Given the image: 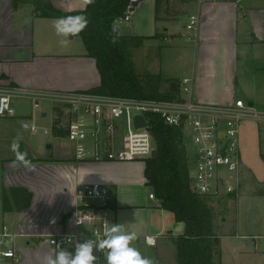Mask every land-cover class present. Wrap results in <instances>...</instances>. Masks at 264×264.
Listing matches in <instances>:
<instances>
[{"label":"crops","instance_id":"crops-1","mask_svg":"<svg viewBox=\"0 0 264 264\" xmlns=\"http://www.w3.org/2000/svg\"><path fill=\"white\" fill-rule=\"evenodd\" d=\"M53 3L70 12L83 10L87 0ZM176 3L181 13L190 12L200 17L197 30L190 34L194 37L191 41L195 46L175 47L179 49V55H185L180 60L187 68L186 76L194 78V99L203 103L231 104L237 98H246L254 108L264 112V0H251L243 7L230 0H156L148 15V30L158 28L156 4L165 13L171 14ZM139 6L143 9V4L139 3ZM56 19L40 17L30 2L0 0V87L86 91L100 85L96 59L87 55L80 33L68 37V42L62 45L60 41L64 38L57 36L53 28ZM139 28L143 29L142 26ZM165 31L168 35L170 27ZM152 32L136 35L160 34ZM186 36H189L188 32ZM146 42L141 47H147L149 44ZM152 61L147 60L144 72L171 77L167 72L172 66L163 67L161 62ZM42 105L39 110L32 103L28 112H19L15 118L35 121L39 113L40 117L46 118L49 112ZM33 129L37 131L38 127L33 124ZM31 137L28 144L32 147L35 138ZM60 148L54 146L52 156L44 158L54 161L24 163L12 159L7 162L12 170L7 169L4 173L0 208L20 234L17 239L18 264H45V256L56 257L59 250L49 244L48 238L75 229L76 190L93 182L110 188V203L115 206H112L115 209V224H119L121 231L135 233V241L147 246L151 245L146 243V236H155L157 244L151 247L162 245L165 256L166 244L162 239L166 235L183 234L185 225L176 221L174 213L161 207V200L150 198V193L154 191L145 176L146 164L138 160L76 161L72 152L65 154ZM26 172L31 173L30 177H20ZM149 187L150 191L147 190ZM16 188L23 189V192L14 195L12 191ZM6 191L9 197L5 201ZM25 191L31 194L30 201ZM255 194L251 196L239 191L235 197L239 212L247 199H264V193ZM238 231L230 235L216 232L221 250L217 261L221 264H245L247 260L249 264H264V234L257 233L250 235L252 246L246 250L235 248V252L230 253L229 262H223L225 251L222 242L226 238L240 236ZM64 250L75 253L72 249Z\"/></svg>","mask_w":264,"mask_h":264},{"label":"built area","instance_id":"built-area-1","mask_svg":"<svg viewBox=\"0 0 264 264\" xmlns=\"http://www.w3.org/2000/svg\"><path fill=\"white\" fill-rule=\"evenodd\" d=\"M53 1V0H52ZM138 4L141 3L140 0ZM204 1V0H200ZM243 7L251 0H230ZM129 5L124 17L116 21L114 31L128 22L136 7ZM143 2V1H142ZM200 17L190 16L186 27L196 31ZM192 34V33H191ZM193 35L187 40H193ZM179 96L172 100L134 99L89 91H34L18 87H0V119L18 115L15 99H26L35 109L43 103L55 108L51 126L65 129L66 140L76 161L129 162L152 157L157 149L153 134L154 116L164 124L181 128L191 156V184L202 196L220 197L234 194L242 177L241 127L246 121L264 123V112L242 98L231 104L203 103L194 99V78L179 80ZM145 117L146 124L136 127L135 116ZM47 134L50 129L45 128ZM110 188L99 182L78 187L75 193V229L50 235L49 244L60 250H75L86 240L99 242L106 226L115 224V209L110 205ZM150 198H157L150 193ZM20 236L0 208V264H18L17 239ZM71 241V242H69ZM148 245L155 246V236H146ZM107 249H105V253ZM95 264H104L103 251L94 249Z\"/></svg>","mask_w":264,"mask_h":264},{"label":"trees","instance_id":"trees-1","mask_svg":"<svg viewBox=\"0 0 264 264\" xmlns=\"http://www.w3.org/2000/svg\"><path fill=\"white\" fill-rule=\"evenodd\" d=\"M34 5L37 15L44 18H60L83 15L88 19L87 27L80 32L87 55L96 59L101 76L99 86L89 92L134 99L172 100L179 96V80L165 78L162 74L137 73L131 57V47H141L154 36L120 35L114 31L117 20L124 17L133 0H94L83 10L66 12L52 0H22ZM168 87L165 88L164 85ZM153 134L158 154L145 159V176L161 200V207L174 213L177 222L185 225L181 235L170 236L176 246L178 264H221L220 238L215 232L212 197L195 192L191 184V156L187 150L181 128L164 124L159 116L153 117ZM56 137H65L66 130L53 128ZM27 162L54 160L28 159ZM23 192L13 189L12 193ZM7 191L4 200L9 197ZM29 196L31 194L25 191ZM111 206L115 207L111 202Z\"/></svg>","mask_w":264,"mask_h":264},{"label":"rangeland","instance_id":"rangeland-1","mask_svg":"<svg viewBox=\"0 0 264 264\" xmlns=\"http://www.w3.org/2000/svg\"><path fill=\"white\" fill-rule=\"evenodd\" d=\"M53 1L57 3L61 0ZM140 1L141 5L143 4V9L140 6L137 7L132 13L130 20L121 23L119 34L138 36L136 35L137 33L153 31L152 33L157 32L160 35L156 39L153 38L151 41H145L149 44L145 48L131 47L130 53L137 73L140 76L146 73L143 71L144 65H146L147 60L151 62L154 59L161 62L163 67L168 65L173 67L167 72V75L171 76L170 78L176 80L184 78L187 75V68L184 62L181 63L182 61L180 60L184 54L179 55L177 50H179V46L189 48L195 46L194 41L186 39L187 32L188 35L192 33V30L186 27L190 22V12L181 13V8L176 3L172 6L175 10L174 12L172 11L171 14L165 13L163 8L159 4H156L155 7L159 21L158 28L148 30V15L151 8L154 7L156 0ZM139 26H142L143 29H140ZM155 26H157L156 23ZM167 27H170V31L168 35H165ZM154 60L152 62H155ZM184 60L187 61L186 57H184ZM164 87L167 88L168 85L165 84ZM243 99L247 101L246 98ZM14 104L19 112H28L32 107V102L26 99H15ZM42 107L46 108L49 112V116L46 118L40 117L39 113L35 121L25 118L19 119L20 117L0 119V202L4 188V173L7 169L10 170L7 162L12 159H18V153L24 154V158L28 159H44L52 156L54 146L56 148L57 145L61 147L60 149L65 154L66 152H72L70 143L60 137H56L53 131H51V126L55 121V114H57L56 109H53L50 103H43ZM33 124L38 127L37 131L35 129L32 130ZM43 128L50 129V132L44 133ZM30 136L35 138L32 147L28 144ZM49 143L53 145L52 149H48L47 145ZM240 143L243 163L241 182L244 184L240 183L239 188L234 194L214 197L210 201V205L214 210L213 221L217 234H236L239 229L238 235L240 236L226 238L227 240L222 242V248L225 251L223 262L225 263L229 262L230 253L235 252V248L246 250L252 246L253 240L250 235L256 233L264 234V199H247L246 204L240 209V212L235 200L239 191H245L251 196L254 193H257L255 195L264 193V124L255 121L244 122L241 127ZM13 144L18 146L15 150L13 149ZM138 161L145 163L144 159ZM30 175V172H26L20 177H30ZM147 190L150 191L151 188L149 187ZM162 240H165L166 244L165 256L162 252L163 249H161L162 245L151 247L144 243L133 241L131 246L135 247L143 257L154 260V264H178L176 246L170 239V236L166 235ZM245 264H249V261L246 260Z\"/></svg>","mask_w":264,"mask_h":264},{"label":"clouds","instance_id":"clouds-1","mask_svg":"<svg viewBox=\"0 0 264 264\" xmlns=\"http://www.w3.org/2000/svg\"><path fill=\"white\" fill-rule=\"evenodd\" d=\"M88 2L93 3L94 0H88ZM87 25V17L76 15L57 18L53 28L57 36L64 38L60 41L63 45L68 42V37L77 36ZM17 147L13 144L14 150ZM18 159L27 163L24 154L18 153ZM136 239L135 233L125 234L121 231L119 224H113L105 227L104 238L98 243L86 240L76 245L74 254L60 249L55 258L50 255L45 256L44 261L45 264H95L97 258L93 255V250L97 249L104 252L106 264H154V260L143 257L135 247L131 246ZM105 249H107L106 253Z\"/></svg>","mask_w":264,"mask_h":264},{"label":"water","instance_id":"water-1","mask_svg":"<svg viewBox=\"0 0 264 264\" xmlns=\"http://www.w3.org/2000/svg\"><path fill=\"white\" fill-rule=\"evenodd\" d=\"M133 5H134L135 7H137V6H138V2H137V1H134V2H133ZM44 115H46V113H44ZM134 120H135V125H136V127H141V126H144V125L146 124L145 117L142 116V115H137V116H135ZM47 147H48V148H51L52 145H51V144H48ZM157 154H158V150L155 149V150L153 151V153H152V157L157 156Z\"/></svg>","mask_w":264,"mask_h":264}]
</instances>
